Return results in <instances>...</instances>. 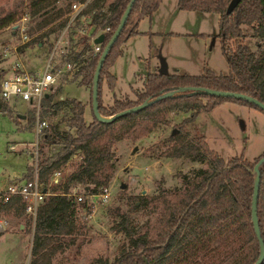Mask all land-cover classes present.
<instances>
[{"label": "rangeland", "instance_id": "374dc122", "mask_svg": "<svg viewBox=\"0 0 264 264\" xmlns=\"http://www.w3.org/2000/svg\"><path fill=\"white\" fill-rule=\"evenodd\" d=\"M83 1L87 14L83 30L94 27L93 34L103 27L104 15L114 0H56L34 15L27 7V0H0V19L8 14L15 15L10 24L0 28V78L9 74L15 61L22 62L24 69L43 68L42 61L47 54L45 48H37L38 44L42 46L55 35L56 29L63 26L74 2ZM150 17L154 33L139 32L120 45L121 54L108 68L115 77L112 89L107 88L103 78L100 80L103 105H111L114 99L134 100L147 72H153L157 69L155 65L162 63L160 57L169 73L197 75L203 67L215 74L228 72L219 38L214 36L217 33L216 14L179 10L176 0H161ZM150 17L140 19L136 29L147 31ZM60 21L62 25L56 28ZM14 26L25 28L28 37V41L15 51L11 49L17 42ZM49 29L54 31L41 41L36 40ZM241 30L242 40L256 54L264 46V38L255 35L251 27L241 26ZM68 36L65 37L62 61L80 47L84 58H93L89 37L79 38L76 33H68ZM64 79L62 75L60 81ZM79 80L75 73L70 80L56 86L50 93L51 103L71 98L81 101L83 118L88 123L91 121L90 87L80 85ZM8 106L9 114L0 112V191L8 181L24 179L37 171L36 165L41 159L55 160L61 148L60 143H47L41 135L35 137L34 112L24 102L9 101ZM44 109L40 107L39 118ZM191 113V110L175 109L160 114L151 131L136 140L123 138L131 119H122L107 129V135L98 143L100 147H111L115 161L105 196L97 194L89 198L77 185L68 191L73 197L80 195L87 205L81 208L78 204L75 210L74 222L77 226L83 225L80 232L70 237L51 236L37 253H32L33 224L24 208L21 209L19 202H13L0 210V220L6 223L0 229V264H98L104 259L110 261L128 248L129 236L154 223L163 199L182 188L184 180H196L198 169H209L204 161L198 162L178 153L179 146L201 134L208 148L223 159L242 153L244 158L252 161L264 149V114L252 107L223 101L209 111L197 108L193 113L195 116L177 129L182 119ZM17 115L24 117L20 119ZM70 116L69 106L60 105L43 113L40 119L46 122V128L55 127L59 133H72L68 122ZM8 146H13L14 150L9 151ZM79 159L80 155L75 153L55 168L46 170L41 180L47 189L44 198L60 192V185L76 169ZM116 212L124 215L123 221Z\"/></svg>", "mask_w": 264, "mask_h": 264}, {"label": "trees", "instance_id": "16d2710c", "mask_svg": "<svg viewBox=\"0 0 264 264\" xmlns=\"http://www.w3.org/2000/svg\"><path fill=\"white\" fill-rule=\"evenodd\" d=\"M56 0H27L32 15L38 14ZM161 0H134L119 35L108 50L99 70L97 82V109L101 116L108 117L152 100L162 93L177 91L181 88L200 87L222 91L240 92L264 103V46L253 54L242 40L241 26L253 29L255 35L264 38V0H239L229 13L225 8L229 0H176L179 10L212 13L217 18V33L220 52L227 64L226 74H215L203 67L200 74H160L147 72L141 91L135 99H114L111 105L101 103L99 82L103 78L107 88L112 89L115 77L108 72L114 59L121 54V46L130 36L136 35L137 24L143 17H149ZM128 0H114L104 15L102 26L108 25L100 51L79 69V84L91 86L93 70L106 40L118 24ZM14 14L0 19V28L10 24ZM61 21L55 26L59 28ZM57 30V29H56ZM49 29L41 37L53 32ZM183 90L174 95L153 100L137 112L119 117L110 123L98 122L92 115L91 121L83 118L84 104L71 98L51 103V95L42 98V114L60 105L69 106L71 116L69 126L72 133H59L55 127H45L41 138L47 143H60L61 148L56 159H41L37 163V180L42 184L46 170L55 168L73 154L80 155L79 163L60 185L59 193L47 195L38 206L32 225L31 251L48 243L51 236H72L80 232L83 225L74 222L77 205L86 208L85 201L75 203L69 194L72 186H79L88 194H99L107 187L114 166L115 157L109 145L100 147L98 140L107 135V129L122 119H131L123 138L136 140L145 137L157 123V116L175 109L191 110V115L182 119L183 124L194 117L195 109L209 111L223 101H231L252 107L264 114L253 104L233 98L215 97L201 93L189 94ZM90 93V92H89ZM202 100L204 102L202 103ZM42 110V109H41ZM0 112L9 114L10 108L0 100ZM17 117V116H16ZM34 118V116H33ZM179 132V131H176ZM177 150V149H176ZM178 153L208 165V170L198 169L196 180H184L183 186L171 192L162 200L161 211L154 223L143 231L128 237V248L122 250L112 260L99 261L98 264H252L258 255V242L250 219V200L253 190L252 168L264 156V149L252 161L242 153L223 159L216 151L208 148L203 135L199 134L189 143L178 147ZM36 171V173H37ZM26 175V180L32 178ZM55 184V183H54ZM54 184H50L54 185ZM43 186V184H42ZM46 188L45 186H43ZM0 192V210L13 202H24L18 196H9L2 202ZM120 221L124 215L116 212ZM256 219L259 234L264 246V163L258 168ZM70 239V238H68ZM259 264H264V256Z\"/></svg>", "mask_w": 264, "mask_h": 264}, {"label": "built area", "instance_id": "2783aa9c", "mask_svg": "<svg viewBox=\"0 0 264 264\" xmlns=\"http://www.w3.org/2000/svg\"><path fill=\"white\" fill-rule=\"evenodd\" d=\"M85 5V1L74 2L63 26L58 31H55L56 33L51 39L43 42L42 46L40 43L38 44L37 48H45L47 54L46 59L42 61L43 68L37 70L24 69L22 62L15 61L11 65L9 74H5L0 78V100L7 104L9 101H13L14 103L24 102L34 112L33 132L35 137L42 135V129L46 127V122L39 118L41 100L44 98V95L47 94L48 96L56 86L64 83L65 80H70L87 61L84 58L85 54L82 52V47L75 51L72 56L62 61V54L66 48L65 37L68 36V33H76L79 35V38L83 36L89 37V44L94 57L100 51V44H94L92 40L97 35L103 34L104 36L109 31L108 25L97 28L93 34L94 27L86 31L83 30L86 24L84 23V18L87 15ZM23 18H21L22 21ZM13 32L16 33L17 42L11 49L15 51L16 48L23 46L28 41V37L23 27L17 29L14 26ZM62 75L65 79L60 81ZM8 150H14V147L8 146ZM56 174L57 172L54 173V175ZM46 190L37 180L35 170L30 180H10L0 192L3 193L2 202H6L9 196H18L24 202V212L33 224L36 210L46 196ZM104 192L105 189L99 194L103 197L105 196ZM95 195L97 194H88L87 196L92 198ZM74 199L75 203L83 202L80 195L74 196ZM5 224V221L0 220V229Z\"/></svg>", "mask_w": 264, "mask_h": 264}, {"label": "water", "instance_id": "95a60500", "mask_svg": "<svg viewBox=\"0 0 264 264\" xmlns=\"http://www.w3.org/2000/svg\"><path fill=\"white\" fill-rule=\"evenodd\" d=\"M134 0H128V3L125 6L124 11L122 12V15L118 21L117 26L115 27V29L112 31L111 35L109 36V38L106 40V42L104 43L101 52L99 53V56L97 58L94 70H93V74H92V79H91V86H90V102H91V112L93 117L98 121V122H102V123H110L112 121H114L115 119L125 116L127 114L133 113V112H137L139 110H141L142 108H144L147 104H149L150 102H152L153 100H156L158 98L164 97V96H172L177 92L183 91V90H188L190 91L189 94H195V93H201V94H205V95H210V96H215V97H224V98H233L236 100H243L246 102H249L251 104H253L254 106L258 107L259 109H261L262 111H264V103L260 102L259 100L255 99L254 97H251L249 95L240 93V92H232V91H222V90H214V89H208V88H200V87H187V88H181L178 89L177 91H171L169 93H162L161 95H159L158 97H156L155 99L152 100H145L142 103L135 105L133 107H130L128 109H124L122 111H119L118 113H115L111 116L108 117H104L101 116L98 113V109H97V82H98V75H99V70L101 68V64L108 52V50L110 49V47L112 46L113 42L115 41V39L117 38V36L119 35V32L124 24V21L128 15V12L130 10L131 4ZM239 2V0H229V2L226 5L225 8V13H229L231 12V10L235 7V5ZM104 41V36L103 34H99L97 35L92 42L94 44H101ZM158 73L160 74H165L166 70H165V66L163 63H160L159 65V69L157 70ZM44 97H47V94L44 95ZM18 118L22 119L24 116L23 115H17ZM264 163V156L261 157L253 166L252 168V172L254 174L253 177V190H252V195H251V200H250V219H251V225L253 227V231L254 234L257 238V242H258V255L256 257V259L254 260V262L252 264H259L260 261L262 260L263 256H264V246H263V242H262V238L259 234V230H258V224H257V219H256V198H257V183H258V168Z\"/></svg>", "mask_w": 264, "mask_h": 264}, {"label": "crops", "instance_id": "0c3cea01", "mask_svg": "<svg viewBox=\"0 0 264 264\" xmlns=\"http://www.w3.org/2000/svg\"><path fill=\"white\" fill-rule=\"evenodd\" d=\"M212 14V13H211ZM151 16V15H150ZM149 16V17H150ZM216 18H218V16L216 15ZM151 22H152V20H151V17L149 18V26H148V28H147V31H144V30H139V29H137V31L138 32H140V33H154L153 31H151L152 29H151ZM139 25V24H138ZM166 33H171V34H179V35H182L183 33H180V32H170V31H166ZM216 35V34H215ZM214 35V36H215ZM127 40H129V39H127ZM126 40V41H127ZM213 41H214V39H213ZM160 59V62H162L163 64H164V66H165V70H166V63L161 59V57L159 58ZM159 65H160V63L158 62V64H156L155 66H157V69H159ZM157 69L156 70H154L153 69V72H155V71H157ZM175 71V70H174ZM166 73H169L167 70H166ZM172 73V72H171ZM174 74H176L175 72H173Z\"/></svg>", "mask_w": 264, "mask_h": 264}]
</instances>
